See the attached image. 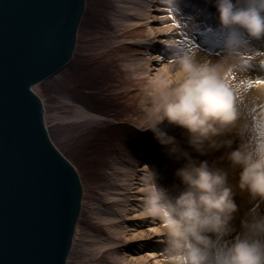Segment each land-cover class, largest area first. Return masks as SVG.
Returning a JSON list of instances; mask_svg holds the SVG:
<instances>
[{"label": "clouds", "instance_id": "clouds-1", "mask_svg": "<svg viewBox=\"0 0 264 264\" xmlns=\"http://www.w3.org/2000/svg\"><path fill=\"white\" fill-rule=\"evenodd\" d=\"M163 2L177 19L178 0ZM214 7L222 53L211 58L200 48L168 43L176 79L153 105L148 127L138 128L151 130L181 164L171 189L146 165L142 211L162 226L155 264H264V213L249 210L238 231L234 224L237 197L264 204V115L255 117L251 107L264 102V77L248 75L251 63L264 64V54L254 55L251 45L264 40V0H214ZM165 122L183 130L191 152L161 127ZM218 152L215 159L199 158Z\"/></svg>", "mask_w": 264, "mask_h": 264}, {"label": "bare ground", "instance_id": "bare-ground-1", "mask_svg": "<svg viewBox=\"0 0 264 264\" xmlns=\"http://www.w3.org/2000/svg\"><path fill=\"white\" fill-rule=\"evenodd\" d=\"M157 2L159 5L156 4ZM86 6L87 0H83L74 25L72 54L45 77L41 75L42 79L35 78L37 80L30 85V90L39 101L38 106L42 105V126H45L46 137L70 162L74 169L72 172L76 171L75 178L81 186L80 201L76 205L78 212L74 210L71 222V243L63 254L62 264H69L71 250L79 238L78 222L82 210L83 184L77 167L61 152L51 137L46 120L45 101L35 85L56 74L72 60ZM177 7L179 13L176 16L177 19H173V14L169 12L163 0H122L114 6V14L111 16L113 30L108 32L112 43L108 47L116 53L120 68L106 88L111 89L115 85H122L120 87L124 90V98L130 109V115L126 120L132 117L139 128L148 127L149 114L153 105L160 101L166 88L176 79L173 75V66L169 63L173 53L167 47L168 43L179 41L183 49L200 48L211 58H218L223 51V31L220 28L214 0H178ZM179 21L182 27H177ZM251 45L254 55L264 54V40H253ZM105 51H99L98 57L109 53L107 49ZM146 53L149 55L144 57ZM248 75L252 79L264 77V64L251 63L248 66ZM66 104L70 108L71 103L66 102ZM251 107L255 117L264 115V102L258 101ZM75 111L78 126L107 119L103 114L84 104L78 105ZM118 120L115 119V121ZM161 127L175 136L185 150L191 152L185 142L182 129L168 125L167 122ZM146 143L147 150L142 155L138 154L139 156L131 154L129 140L120 138L114 143L115 148L122 154L113 156L109 164L110 170L97 182L98 188H94L89 196L86 218L91 222V227L78 239L79 264H155L159 258L163 245L153 240V237H160L158 232L162 226L153 222L142 211L147 190L146 165L157 174L159 185L171 189L173 185L179 184L174 174L181 164L170 159L159 142L150 144L147 141ZM195 154L192 153L193 156ZM220 155L219 152L214 153L206 159H215ZM141 160L145 161L144 167H140ZM237 199L240 211L234 224L238 231L245 214L255 208L261 209L264 204L252 205L246 196H239ZM241 199L244 201L243 205H241ZM146 223L152 224L150 229H144ZM150 247L160 249L146 254Z\"/></svg>", "mask_w": 264, "mask_h": 264}, {"label": "water", "instance_id": "water-1", "mask_svg": "<svg viewBox=\"0 0 264 264\" xmlns=\"http://www.w3.org/2000/svg\"><path fill=\"white\" fill-rule=\"evenodd\" d=\"M82 2L0 0V264H62L71 243L81 186L30 85L72 54Z\"/></svg>", "mask_w": 264, "mask_h": 264}, {"label": "rangeland", "instance_id": "rangeland-1", "mask_svg": "<svg viewBox=\"0 0 264 264\" xmlns=\"http://www.w3.org/2000/svg\"><path fill=\"white\" fill-rule=\"evenodd\" d=\"M121 1L87 0L72 60L56 74L35 85L45 101L46 120L51 137L61 152L77 167L81 177L83 198L78 222L79 238L91 227L86 211L92 190L98 188L97 182L110 170L109 164L113 156L122 154L115 148L114 143L120 138L129 140L133 156L144 154L147 141L150 144L158 143L151 130L138 129L132 117L126 120L130 109L124 98V90L120 87L122 85H115L114 88L110 86L113 89L106 88L120 68L116 53L108 47L112 43L108 32L113 30L111 16L114 14V6ZM156 4L159 5L158 2ZM106 49L109 53L98 57L99 51ZM148 55L146 53L143 56ZM66 102L71 103L70 108ZM80 104L103 114L107 119L78 126L75 110ZM144 162L141 160L140 167H144ZM241 200L243 205L244 201ZM260 210L264 213V206ZM150 225L152 224L146 223L144 229H150ZM78 239L71 250L69 264H79ZM153 240L160 242V237L154 236ZM155 248L150 247L145 253L160 249Z\"/></svg>", "mask_w": 264, "mask_h": 264}, {"label": "snow or ice", "instance_id": "snow-or-ice-1", "mask_svg": "<svg viewBox=\"0 0 264 264\" xmlns=\"http://www.w3.org/2000/svg\"><path fill=\"white\" fill-rule=\"evenodd\" d=\"M173 19H175V18L173 17ZM177 27H178V26H177ZM251 83H252V81L249 82V84H251Z\"/></svg>", "mask_w": 264, "mask_h": 264}]
</instances>
